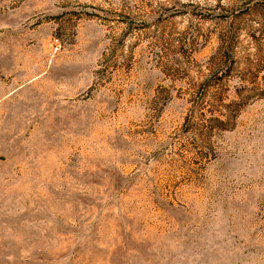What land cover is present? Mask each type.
Here are the masks:
<instances>
[{"label": "rangeland", "instance_id": "1", "mask_svg": "<svg viewBox=\"0 0 264 264\" xmlns=\"http://www.w3.org/2000/svg\"><path fill=\"white\" fill-rule=\"evenodd\" d=\"M0 264H264V0H0Z\"/></svg>", "mask_w": 264, "mask_h": 264}]
</instances>
